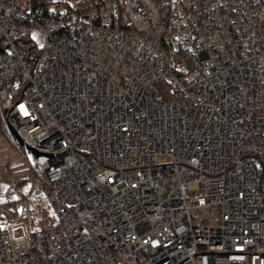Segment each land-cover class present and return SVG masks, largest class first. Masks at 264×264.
Listing matches in <instances>:
<instances>
[{"label":"built area","instance_id":"obj_1","mask_svg":"<svg viewBox=\"0 0 264 264\" xmlns=\"http://www.w3.org/2000/svg\"><path fill=\"white\" fill-rule=\"evenodd\" d=\"M0 110V264H264V0H0Z\"/></svg>","mask_w":264,"mask_h":264},{"label":"rangeland","instance_id":"obj_2","mask_svg":"<svg viewBox=\"0 0 264 264\" xmlns=\"http://www.w3.org/2000/svg\"><path fill=\"white\" fill-rule=\"evenodd\" d=\"M36 156L28 150L27 146H20L14 139L9 124L4 117V113L0 110V202L8 200V205H15L16 198L19 196V190H28L31 187V182L28 178L32 177V172L29 169V164L33 165ZM12 178L21 180L20 187L17 190L10 188L8 181ZM34 199H39V203H35L34 212L32 214L33 224L32 229H39V218L37 213L39 208H45L48 214L53 211L52 206L49 204L46 196L42 190H35L33 192ZM46 216V214H42ZM17 218L11 221L14 230L12 238H19L28 233L27 222L24 218L17 214Z\"/></svg>","mask_w":264,"mask_h":264},{"label":"water","instance_id":"obj_3","mask_svg":"<svg viewBox=\"0 0 264 264\" xmlns=\"http://www.w3.org/2000/svg\"><path fill=\"white\" fill-rule=\"evenodd\" d=\"M10 130H11V133H12L14 139L16 140V142L20 146H24L25 144H24L23 140L19 137V135L17 134V132L12 127H10ZM26 146H27L28 150L31 151L36 156V158L43 159L46 156L45 154L37 151L36 149H34L32 147H30L28 145H26Z\"/></svg>","mask_w":264,"mask_h":264},{"label":"trees","instance_id":"obj_4","mask_svg":"<svg viewBox=\"0 0 264 264\" xmlns=\"http://www.w3.org/2000/svg\"><path fill=\"white\" fill-rule=\"evenodd\" d=\"M156 3L158 4V7L160 10L166 14L167 11V0H155ZM9 201L5 200L3 202H0V212L5 210V208L8 206Z\"/></svg>","mask_w":264,"mask_h":264}]
</instances>
